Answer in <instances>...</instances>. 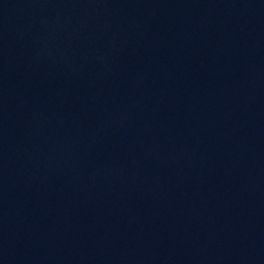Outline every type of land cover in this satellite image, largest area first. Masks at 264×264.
<instances>
[{
    "label": "water",
    "instance_id": "1",
    "mask_svg": "<svg viewBox=\"0 0 264 264\" xmlns=\"http://www.w3.org/2000/svg\"><path fill=\"white\" fill-rule=\"evenodd\" d=\"M0 264H264V0H0Z\"/></svg>",
    "mask_w": 264,
    "mask_h": 264
}]
</instances>
